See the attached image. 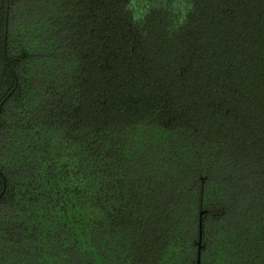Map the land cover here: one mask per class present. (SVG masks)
I'll use <instances>...</instances> for the list:
<instances>
[{
    "label": "trees",
    "instance_id": "obj_1",
    "mask_svg": "<svg viewBox=\"0 0 264 264\" xmlns=\"http://www.w3.org/2000/svg\"><path fill=\"white\" fill-rule=\"evenodd\" d=\"M1 18L0 264H264V0Z\"/></svg>",
    "mask_w": 264,
    "mask_h": 264
},
{
    "label": "water",
    "instance_id": "obj_2",
    "mask_svg": "<svg viewBox=\"0 0 264 264\" xmlns=\"http://www.w3.org/2000/svg\"><path fill=\"white\" fill-rule=\"evenodd\" d=\"M2 5H3V0H0V47H1V24H2L1 9H2ZM4 72H5V62L3 61L1 57V51H0V86L3 80ZM0 108H1V105H0ZM204 212L206 211L202 210L200 212V217H199V242L201 241V236H202V215ZM200 248L201 246L199 245L198 255H197V264H200Z\"/></svg>",
    "mask_w": 264,
    "mask_h": 264
}]
</instances>
